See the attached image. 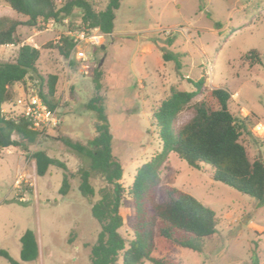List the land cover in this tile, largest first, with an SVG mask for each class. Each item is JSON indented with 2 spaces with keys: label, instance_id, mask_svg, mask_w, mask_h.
<instances>
[{
  "label": "rangeland",
  "instance_id": "374dc122",
  "mask_svg": "<svg viewBox=\"0 0 264 264\" xmlns=\"http://www.w3.org/2000/svg\"><path fill=\"white\" fill-rule=\"evenodd\" d=\"M92 1L96 10L105 9L109 2ZM116 13L112 33L94 28L98 44L87 49L86 60L75 53L66 58L57 47L60 37L80 23V9L43 29L21 25L16 43L0 46V62L14 61L22 44L41 48L39 71L46 77L59 76L60 128L41 135L29 152L17 146L0 150V249L8 250L21 264H91V248L101 226L92 214V204L79 190L78 177L71 178V190L63 195L64 170L51 166L46 175L38 176L29 154L46 150L65 161L73 173L88 167V161L61 138L88 144L95 137V113L85 104L95 95L96 68L104 70L100 93L114 136L113 153L124 170L121 212L125 223L120 232L127 246L133 238L134 217L129 190L138 168L162 148L153 115L173 89H195L192 81L205 78L201 93L178 115L177 128L192 118L193 104L208 99L212 89L231 92L230 109L235 116H253L241 141L251 158L260 155L264 161V127H258L264 124V0H123ZM2 16L28 19L5 0H0ZM253 49L260 51L261 63L245 58ZM165 52L173 57L166 59ZM38 91V80L30 75L26 82H17L11 87L12 100L3 106L5 114L18 115V99ZM213 171L206 163L190 166L174 151L164 163L162 183L194 195L218 218L217 231L206 239L203 253L175 246L164 255L179 264H255L256 260L264 264V205L214 180ZM91 182L96 202L106 182L100 175H93ZM28 229L36 232L40 244V257L32 262L21 259L20 238ZM154 256L162 257L160 252ZM0 264L12 263L0 255ZM117 264H123L122 257Z\"/></svg>",
  "mask_w": 264,
  "mask_h": 264
},
{
  "label": "trees",
  "instance_id": "16d2710c",
  "mask_svg": "<svg viewBox=\"0 0 264 264\" xmlns=\"http://www.w3.org/2000/svg\"><path fill=\"white\" fill-rule=\"evenodd\" d=\"M122 1L109 0L105 9L96 10L92 0H62L61 3L57 0H5L28 19L0 17V46L15 44L21 25L43 29L50 21L62 22L70 18L76 9L82 11L80 28H99L105 34L112 33ZM57 47L68 58L72 55L74 43L68 34H63ZM40 56L41 48L22 44L14 61L0 62V150L17 146L29 152L30 146L50 130H33L25 117L9 118L3 111V106L12 100L11 87L17 82H26L29 75L38 80V93L46 104L51 109L58 108L59 76L42 75L38 68ZM164 57L170 59L173 55L165 52ZM245 58L251 63L262 62L261 53L256 49L249 51ZM103 78L104 70L96 68L93 77L95 95L85 104L87 110L95 113V137L88 144L70 137L61 138L70 149L88 161V167L73 173L65 161L50 156L46 150L39 149L29 154L35 161L38 176L46 175L51 166L64 170L60 189L63 195L71 190V178L78 177L79 190L92 204V214L101 226L97 241L91 248V264H117L120 257L123 264H142L145 260L154 264H179L164 253L175 246L200 254L204 252L206 239L217 231L218 218L213 209L194 195L162 183L161 169L172 151L192 167H199L201 163L213 166L214 180L256 198L259 206L264 205V161L260 155L251 158L241 141L246 122L253 124V116L244 115L241 119L235 116L230 109L234 102L231 92L222 87L212 89L208 99L193 104L192 118L182 127L176 126L180 112L201 93L205 82V78H201L192 81L195 89H173L154 111L162 148L138 168L129 190L134 217L131 225L133 238L127 246V240L120 232L125 223L121 212L126 192L121 182L124 170L113 153L114 136L100 93L104 86ZM61 124L52 129L58 130ZM93 175H100L106 182L96 202L93 201L96 194L91 182ZM20 241L21 259L25 262L38 260L40 244L36 232L26 230ZM155 252H160L162 257H155ZM0 255L12 264H21L6 249H0ZM255 264H258L257 260Z\"/></svg>",
  "mask_w": 264,
  "mask_h": 264
},
{
  "label": "built area",
  "instance_id": "2783aa9c",
  "mask_svg": "<svg viewBox=\"0 0 264 264\" xmlns=\"http://www.w3.org/2000/svg\"><path fill=\"white\" fill-rule=\"evenodd\" d=\"M67 34L74 43L72 53H75L77 58L81 60L88 59L87 49L98 44L96 39L98 34L94 32V29L88 30L85 27L80 28L78 24H76L68 30ZM18 104L21 109L18 115H5L14 119H18L20 116L25 117L29 121L30 127L33 130L43 131L45 129H52L62 123V117L58 113V109H51L38 92L25 94L18 99ZM3 111L4 113L8 112L4 109ZM259 126L262 127L264 125L259 123L258 127Z\"/></svg>",
  "mask_w": 264,
  "mask_h": 264
},
{
  "label": "clouds",
  "instance_id": "9594fccd",
  "mask_svg": "<svg viewBox=\"0 0 264 264\" xmlns=\"http://www.w3.org/2000/svg\"><path fill=\"white\" fill-rule=\"evenodd\" d=\"M261 123V122H260ZM263 124V123H262ZM264 125V124H263Z\"/></svg>",
  "mask_w": 264,
  "mask_h": 264
},
{
  "label": "bare ground",
  "instance_id": "6f19581e",
  "mask_svg": "<svg viewBox=\"0 0 264 264\" xmlns=\"http://www.w3.org/2000/svg\"><path fill=\"white\" fill-rule=\"evenodd\" d=\"M262 127H264V126H262Z\"/></svg>",
  "mask_w": 264,
  "mask_h": 264
}]
</instances>
